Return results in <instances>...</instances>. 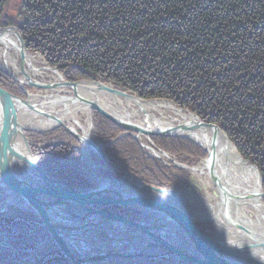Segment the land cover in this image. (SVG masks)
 <instances>
[{
  "label": "trees",
  "instance_id": "1",
  "mask_svg": "<svg viewBox=\"0 0 264 264\" xmlns=\"http://www.w3.org/2000/svg\"><path fill=\"white\" fill-rule=\"evenodd\" d=\"M7 26L28 33L30 44L39 42L41 54L70 82L102 81L147 99H177L204 122L218 124L258 167L264 186V0H0V27ZM45 26L44 33L36 31ZM0 89L26 98L1 69ZM93 123L95 140L107 144L103 152L123 168L161 188L180 184L186 171L152 158L132 136L110 144L124 129L97 111ZM27 136L51 178L74 188L95 186L81 170L78 140L65 127ZM152 140L190 164L207 157L189 139ZM2 192L0 185V201ZM108 208L134 216L126 204ZM197 225L214 227L210 220ZM44 228L35 214L18 207L0 215V240L16 246L21 257L41 250L50 237ZM57 249L49 242L41 254L21 261L0 245V264H74Z\"/></svg>",
  "mask_w": 264,
  "mask_h": 264
},
{
  "label": "water",
  "instance_id": "2",
  "mask_svg": "<svg viewBox=\"0 0 264 264\" xmlns=\"http://www.w3.org/2000/svg\"><path fill=\"white\" fill-rule=\"evenodd\" d=\"M10 35L16 39L14 48L22 57L21 71L25 79L20 80L19 77L7 70H4V73L20 84L27 98L22 99L0 89V185L4 189L2 197L8 196V187L12 193L16 194V197L20 198L19 201H2L0 214L6 208L13 206L35 214L50 234V237L41 243V247L44 248L47 243L54 242L58 247L57 251L64 253L74 264H104L116 257L125 258L124 264L131 262L141 264L140 259L166 256H171L170 261L173 264H264V235L257 230L250 229L238 220L237 211L241 206L239 199L242 198L230 193L218 175V157L214 152L217 140L221 136L225 139L226 144L232 143L228 134L218 124L206 123L199 119L198 122L188 121L166 128L152 129L121 120L116 115L109 113L99 103L82 97L78 93V88L84 87L86 90L97 88L118 98L132 99L136 102H150V100L142 99L101 82L89 80L68 82L57 68L48 66L44 69L54 72L61 78L60 82L48 83L33 79L25 67V57L31 54L23 35L16 27L0 28V40L7 39ZM28 87L38 90L66 88L69 90V95L51 98L53 95L29 92ZM84 106L88 108L86 111L90 122L88 134H85L79 127L82 125L80 109ZM93 111H98L125 130L111 143L129 135L135 138L148 152V148L154 147L152 136L188 138L184 133L186 130L211 129L214 132L215 141L212 150L205 149L208 153L205 160L210 166L207 176L219 195L217 208L222 205L219 210L229 226L220 232L221 226L216 222L214 213L210 215L194 209L190 210L180 197L179 192L147 184L136 174L115 163L111 155L103 152L106 144L97 142L94 138ZM177 111L181 110L177 109ZM38 119H43L42 127L34 123V120ZM61 127H65L80 142L81 169L95 183L94 187L74 188L64 180L51 178L40 167L41 163L34 158L31 151L33 143L28 139L27 133H47ZM142 135L151 140L153 147L146 148L144 146L140 141ZM163 154L171 159L170 154L166 152ZM238 154L241 156L239 152ZM93 155L101 161L100 164L91 165ZM242 159L256 168L260 175L256 166L246 159ZM102 160L110 168L120 172L122 176L111 178L101 173L100 170H108ZM86 164H89L90 171L86 168ZM176 166L190 171L194 170V167L182 163H178ZM260 196L262 199L264 198V190ZM11 197L12 195L8 199ZM21 203L25 206H22ZM94 204L105 207L97 210L93 207ZM119 204H126L135 218L119 214V212L108 208ZM103 217L116 219L119 224L129 226L132 234L130 238L112 236L114 239L112 242L124 245V247L107 251L102 255L92 252L82 254L83 251L80 252L70 245V241L74 242L79 237L89 238V232H79L84 230V223L92 225L87 220L96 218L102 222ZM201 217L210 218L215 222L217 232L214 236L206 235L195 224V220ZM72 222H77L80 225L73 230L69 228L71 227L69 224ZM221 223L224 224L223 221ZM115 229L118 228L112 227L111 232ZM90 235L95 236L96 234ZM233 236L236 238L233 239ZM235 239H237L236 243L233 242ZM137 240L145 243V246L140 251L129 252L127 248ZM245 240L248 242L242 243ZM181 242L183 245L180 244ZM0 245L13 250L21 261L30 260L42 252L36 251L24 258L20 256L18 249L13 244L0 240Z\"/></svg>",
  "mask_w": 264,
  "mask_h": 264
},
{
  "label": "bare ground",
  "instance_id": "3",
  "mask_svg": "<svg viewBox=\"0 0 264 264\" xmlns=\"http://www.w3.org/2000/svg\"><path fill=\"white\" fill-rule=\"evenodd\" d=\"M16 28L19 29L18 27ZM15 42L16 39L12 35H10L7 39L0 40V45H1L0 66L3 70H7L11 72L13 75L19 77L20 80H24L25 78L21 76L22 73H20V70H22V57L20 56L17 49L14 48ZM31 45H33V47L36 48L34 43H32ZM41 47L42 45L39 47V50ZM14 49L15 52L18 53L19 61L11 55V51ZM39 53L40 56H43V60L47 64L45 55H42L40 51ZM45 53L48 54V51L46 50ZM36 58L37 56H31V55H26L25 57L26 71L33 79H36L35 76L41 75L46 71H48L44 69L45 66L40 67L35 64V62L37 61ZM60 81L61 78L57 77V80L55 82H60ZM99 82L110 85V83H104L102 81ZM90 86L93 87L92 85ZM78 89H79L78 93H80L82 97L86 98L87 100H92L95 101L96 103H99L109 113L116 115L119 119L124 120L126 122L136 123L142 127H149L152 129H160L169 126H174V122L169 120L170 118L163 110L166 109L174 110L176 108H173L172 105H169L164 101L136 102L132 99L123 100L121 98L116 97L113 94L100 91L101 89L99 90L97 88L89 89L90 91L86 90L84 87H79ZM39 91H43L46 93L49 91H51L52 93L54 92V94H49V96L53 95L51 98L62 97V96L66 97L69 95V91H67L68 94L66 92L65 95H62L61 92L63 91V88L60 87L56 88L55 90L39 89ZM86 111H88V108L85 106L80 109V112L83 114V116L86 117V120L80 118L81 120L80 123L82 125L79 127L84 131L85 134H88L90 132V122L86 116L87 115ZM153 111H157L160 114V117H156L154 114H152ZM140 113L144 114L143 119L141 121L135 122L133 118L141 116ZM179 116L182 117L184 123L188 121L198 122L200 119L199 116L193 115L191 112L180 113ZM34 121H35L34 123H36L40 127H42L44 124L43 119H38ZM184 133L188 136V138L186 139H189L197 144L199 143L204 148V150L206 149L210 151L214 147L213 146L215 141L214 132L209 128L186 130ZM142 139L143 137L141 136L140 141L144 144L146 148L150 146L153 147L152 145L147 144L145 140L142 141ZM148 149L152 154H154V156H156V158L158 159L165 158L164 154L160 152L157 147L148 148ZM214 149H215L214 152L218 157V162H217L218 175L224 187L227 188V190L230 191V193H232L234 196L242 198L239 199V203L241 204V206L240 208H238L237 211L238 220L243 222V224L248 226L250 229L257 230L262 235H264V204L262 203V197L260 196V193L263 190H262L261 178L260 175L258 174V171L256 170V168L250 166L242 159V157L238 154L235 145H233L232 143L226 144L225 139L221 138V136H219V140H217V144ZM91 159H92L91 165L95 166V164L97 163L93 161V157ZM87 165L89 166V164ZM209 167L210 166L208 161L203 160L199 165L194 167L193 171L192 170L191 171L197 175L206 176L207 180H209L207 176ZM93 171H96V169H93ZM7 190L8 192H10V193L7 192V195H12L11 198L9 199L7 198L8 202L20 200L19 197L15 196L16 194L10 191V188L7 187ZM21 205L25 206L23 203H21ZM217 205L218 202H216V205H213L208 200H205L204 202L195 203L194 210L207 213L210 215L214 213L216 215L215 216L216 222L219 224V226H221L220 232H223L225 230L224 228L229 226V224L226 222L225 217L219 210V208L220 209L222 208V205L219 208H217ZM102 219H103L102 222L99 221L100 219L97 220L96 218L93 219L90 218L89 220H87L92 225H87L86 223H84V230L79 232L80 233L89 232V238L83 239L82 237H79L78 239L74 240V242L70 241V245L74 249H77L80 252L83 251L82 254H87L92 252L95 254L99 253L102 255H104L105 252L107 251L110 252L111 250H114L116 248L124 247V245L117 244L116 242H112L114 240L112 236L115 237L124 236L126 238H130L132 234L129 226H127L126 224H119L118 220L116 219L106 218V217H103ZM222 221L224 222V224L221 223ZM69 225L71 226L69 228L73 229V228H78L80 224L77 222L75 223L72 222ZM112 227H116L118 229H115L111 232ZM115 232H119L120 234ZM93 233L96 235L95 236L90 235ZM234 238L236 237L233 236V239ZM236 241L237 239L233 240L234 243H236ZM247 242L248 241L245 240L242 243H247ZM180 244L183 245L182 242ZM144 246L145 243L137 240L132 246L128 247L127 249L129 252H134V251L137 252L142 250ZM93 250L95 251L93 252ZM125 262H126L125 258L116 257V259L105 262L104 264H124Z\"/></svg>",
  "mask_w": 264,
  "mask_h": 264
},
{
  "label": "rangeland",
  "instance_id": "4",
  "mask_svg": "<svg viewBox=\"0 0 264 264\" xmlns=\"http://www.w3.org/2000/svg\"><path fill=\"white\" fill-rule=\"evenodd\" d=\"M46 28H48V26L46 27H40V28H37L36 29V31H38V30H40V32L41 33H44L45 32V30H46ZM28 37V36H27ZM26 42V44H27V47H29V45H31L30 44V42H28V40H26L25 41ZM36 43V42H35ZM0 47H1V45H0ZM33 48V51H31V49H29L28 48V51H29V53L31 54V56H37V61L35 62V64L37 65V66H40V67H51V68H57V67H54V66H51L49 63L48 64H46V62H44V60H43V56H40V53H39V51L36 49V48H34V47H32ZM11 55L14 57V58H16L18 61H19V56H18V53H16L15 52V50H12L11 51ZM58 69V68H57ZM60 71V70H59ZM61 72V71H60ZM62 73V72H61ZM63 74V73H62ZM64 75V74H63ZM57 75L54 73V72H52V71H50V70H48V71H46L45 73H43V74H41V75H37V76H35V78L37 79V80H40V81H43V82H55L56 80H57ZM80 81V80H79ZM95 82H99V81H95ZM112 87H114V88H116L114 85H112V84H110ZM28 89V88H27ZM116 89H118V88H116ZM30 91L29 92H32V93H36V94H44V95H46V94H54V92L52 93L51 91H49V92H43V91H39L38 89H35V88H30L29 89ZM118 90H122V89H118ZM67 91H69L68 89H66V88H64L63 89V91L61 92V94L62 95H65L66 94V92ZM122 91H124V92H127V93H130V94H133V95H136V96H139V95H137V94H135V93H131L130 91H125V90H122ZM67 94H68V92H67ZM140 98H142V99H145V100H153V101H151V102H156V101H164V102H166L167 104H169V105H172L173 106V108H176V109H166V110H163V111H165V113L168 115V117L170 118L169 120H171V121H173L174 122V125H178V124H181V123H184V120L182 119V117L181 116H179V114L180 113H184V112H187L186 110H188L187 108H182V107H180L179 105H178V102H177V99H162V98H155V99H147V98H145V97H141V96H139ZM119 98H121V97H119ZM121 99H123V100H125L124 98H121ZM135 106H137V105H135ZM177 109H179V110H181V111H177ZM186 109V110H185ZM189 111V110H188ZM178 113V114H177ZM141 114V116H138V117H135V118H133V120L135 121V122H138V121H141L142 119H143V116H144V114L143 113H140ZM152 114H154L156 117H160V114L157 112V111H153L152 112ZM80 117H81V119H83V120H86V117L85 116H83L82 114L80 115ZM142 137H143V139H142V141L143 140H145L146 141V143L148 144V143H150L147 139H146V137L145 136H143L142 135ZM232 142V141H231ZM234 144V143H233ZM235 145V144H234ZM236 146V145H235ZM150 153V152H149ZM151 155H154V154H152V153H150ZM242 157V156H241ZM94 159H93V161L94 162H96V163H98V164H100V162L101 161H99L97 158H95V157H93ZM243 158V157H242ZM86 168L87 169H89L88 168V166L86 165ZM185 178H187V179H189L190 180V183H189V185H190V189H189V191H190V196L191 197H198V199H200V200H209L210 202L212 201V203L213 204H215V202H217L216 201V197H215V195H216V193H215V187L213 186V184L210 182V180H207L205 177H203V176H200V175H197V174H195V173H192V172H189V173H186V174H184L183 175ZM262 182V181H261ZM184 188H187V187H184ZM215 194V195H214ZM186 195V194H185ZM187 196V195H186ZM7 198H8V196H4L3 197V201H7ZM218 199V198H217ZM264 201V200H263ZM7 209V208H6ZM8 210V209H7ZM7 210H5V211H7ZM10 211V209L8 210V212ZM132 217H134V216H132ZM135 218V217H134ZM130 264H136L135 262H131Z\"/></svg>",
  "mask_w": 264,
  "mask_h": 264
},
{
  "label": "flooded vegetation",
  "instance_id": "5",
  "mask_svg": "<svg viewBox=\"0 0 264 264\" xmlns=\"http://www.w3.org/2000/svg\"><path fill=\"white\" fill-rule=\"evenodd\" d=\"M22 31H23V30H22ZM23 32H24V31H23ZM22 34H23V33H22ZM24 34H26L25 36L23 35V36L25 37V40H26V37L28 36V33H24ZM34 45L36 46V49L39 50V47L41 46V44H40L39 42H36V43H34ZM32 47H33V45H29L28 48L31 49V51H33V48H32ZM88 168H89V167H88ZM89 169H90V168H89Z\"/></svg>",
  "mask_w": 264,
  "mask_h": 264
}]
</instances>
